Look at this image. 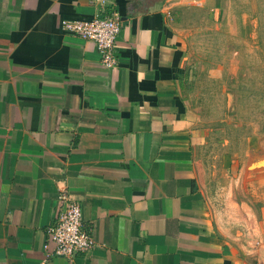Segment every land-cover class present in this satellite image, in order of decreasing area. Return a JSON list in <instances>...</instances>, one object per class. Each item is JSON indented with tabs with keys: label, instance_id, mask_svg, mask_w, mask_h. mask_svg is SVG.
<instances>
[{
	"label": "crops",
	"instance_id": "obj_1",
	"mask_svg": "<svg viewBox=\"0 0 264 264\" xmlns=\"http://www.w3.org/2000/svg\"><path fill=\"white\" fill-rule=\"evenodd\" d=\"M190 0H0V264H249L220 239L195 170L182 42ZM115 15L117 65L62 20ZM64 191L93 247L53 255Z\"/></svg>",
	"mask_w": 264,
	"mask_h": 264
},
{
	"label": "rangeland",
	"instance_id": "obj_2",
	"mask_svg": "<svg viewBox=\"0 0 264 264\" xmlns=\"http://www.w3.org/2000/svg\"><path fill=\"white\" fill-rule=\"evenodd\" d=\"M172 11L182 42L195 170L220 239L264 264V0H190Z\"/></svg>",
	"mask_w": 264,
	"mask_h": 264
},
{
	"label": "built area",
	"instance_id": "obj_3",
	"mask_svg": "<svg viewBox=\"0 0 264 264\" xmlns=\"http://www.w3.org/2000/svg\"><path fill=\"white\" fill-rule=\"evenodd\" d=\"M61 30L68 35L91 41L102 68L114 69L117 61L113 47L120 30L115 15L100 17L94 15L85 20H62ZM58 213L45 235L53 244V255L69 259L93 247L90 234L81 228L80 208L69 196L60 191L56 197Z\"/></svg>",
	"mask_w": 264,
	"mask_h": 264
}]
</instances>
